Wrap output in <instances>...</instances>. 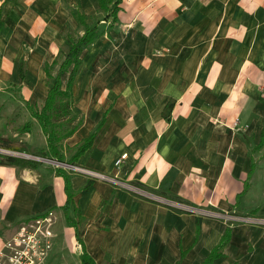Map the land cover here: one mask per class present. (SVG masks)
<instances>
[{
  "label": "crops",
  "instance_id": "1",
  "mask_svg": "<svg viewBox=\"0 0 264 264\" xmlns=\"http://www.w3.org/2000/svg\"><path fill=\"white\" fill-rule=\"evenodd\" d=\"M120 6L118 21L100 18L103 33L81 53L73 102L81 123L63 141V162L169 199L264 215V146L257 148L264 124V0H122ZM77 8L89 16L100 3L0 0V86L16 84L22 93L3 102L43 105L45 67L81 26ZM13 110L0 111L6 118L0 137L9 147L6 127L23 116L32 124L21 131L23 151L37 160L0 164V264L20 225L50 210L71 217L80 264L81 247L96 264H204L228 229L223 253L209 264H264L262 226L179 210L64 166L45 169L37 157L47 136L28 107ZM91 135L90 146L77 153ZM57 167L68 175V213Z\"/></svg>",
  "mask_w": 264,
  "mask_h": 264
},
{
  "label": "trees",
  "instance_id": "2",
  "mask_svg": "<svg viewBox=\"0 0 264 264\" xmlns=\"http://www.w3.org/2000/svg\"><path fill=\"white\" fill-rule=\"evenodd\" d=\"M121 2L122 0H99L100 8L105 12L104 17L112 16L115 22H117L119 19L118 12L121 9ZM74 15L79 24L84 27L83 33L76 39L74 36L70 38V47L67 52L62 53L63 58L61 60L56 58L51 65H46L45 72L47 82L50 83L51 80L52 82L48 86L47 96L43 105L41 107H35L30 103H26L30 113L37 119L43 132L47 136V147L43 151V156L55 158L62 162L65 161V155L62 151L63 141L72 135L81 123V119L73 109L75 80L81 66V53L103 33V30L99 29V25H90L87 21L88 16L78 8L74 12ZM55 65H57V71L53 73L52 67ZM20 77L21 79L25 77L23 66H21ZM64 77L66 78L65 81L63 79ZM24 128L22 131L26 130ZM92 140L93 135L85 139L83 143L78 146L77 153L90 146ZM262 146H264V124L257 148ZM0 164L28 165V161L21 157L0 154ZM32 165L35 167L36 163L32 162ZM56 172L65 176V187L68 198L64 205V209L66 213H68L71 199L68 175L62 167H57ZM67 217L68 219L71 218L69 216ZM71 222L75 224L74 220H71ZM229 239L230 229L225 232L220 242L213 248L204 264H209L214 258L220 256ZM80 258L82 264H96L94 259L83 247H81Z\"/></svg>",
  "mask_w": 264,
  "mask_h": 264
},
{
  "label": "built area",
  "instance_id": "3",
  "mask_svg": "<svg viewBox=\"0 0 264 264\" xmlns=\"http://www.w3.org/2000/svg\"><path fill=\"white\" fill-rule=\"evenodd\" d=\"M15 153H13V151H11L10 149L0 148V154L15 155ZM125 157H126V153L122 154L116 160L115 162L116 165L120 164V162L123 161ZM41 159L44 160L47 158H41ZM57 165L64 166L65 168L74 172L83 173L94 179L109 181L118 186L124 187L138 195H141L145 198L152 199L160 204L171 206L179 210H183L198 215L208 216V217L222 218L228 223H245L248 225H259L264 227V215H251V214L242 215L231 212L229 213V212L218 211L211 209L209 207L194 205L187 203L185 201L169 199L160 196L156 193H153L145 189L143 186L139 184L122 180L117 176H109L106 175L105 173L86 168L76 163L64 162V163H57ZM55 217H56L55 211L50 210L44 216L35 217L32 220L23 222L20 225L19 231L5 243L6 249L7 248L18 249L17 252L12 255H7L6 252L7 257L10 259V262L7 264H32L35 262V259L40 260L41 259L40 256L43 255L45 251L51 247L49 240V235H50L49 227L51 224L55 223V219H54Z\"/></svg>",
  "mask_w": 264,
  "mask_h": 264
},
{
  "label": "rangeland",
  "instance_id": "4",
  "mask_svg": "<svg viewBox=\"0 0 264 264\" xmlns=\"http://www.w3.org/2000/svg\"><path fill=\"white\" fill-rule=\"evenodd\" d=\"M104 15H105V12L103 10H101V8L98 10L97 13H90L88 16V18H89L88 20H89L90 25H94V24L99 25L98 20L100 18H102ZM115 26H117V25H115ZM109 27H110V25L104 24V29H108ZM82 31H84V27L78 26V28H76L74 30H70L69 34L71 35V37L74 36L76 39L77 36L81 35ZM69 47H70V41L66 40L65 44L63 45V48H61L62 49L61 52L57 56V58L59 60H61L63 58L62 53L68 51ZM52 71H53V73H56L57 65L52 67ZM45 79H46V85L49 86V84L52 82V80L50 81V83H48L47 78H45ZM63 79H64V81L66 80L65 77ZM47 90H48V88H47ZM21 96H22L21 88H19L16 84L9 85L8 87H5V84H3V86H0V111L1 110L3 111L5 109H7V111H12L14 109L13 111H15L17 109L20 110V109H24L25 107H27L26 103H24L23 100H22V104H21V102H18L19 104H17V103L13 104V103H8V102H3L1 100V97L19 98ZM34 106L40 107V106H42V103H35ZM17 121L18 122L11 119V124L8 127H6V129L8 130V133H9V135H8V139H9V145L8 146L9 147H6L4 145L5 144V141H4L5 138L0 137V148H6V149L12 148V150L11 149L10 150L13 151V153L16 152L15 155H17L19 157H23V158L28 159V160H31V158L36 159V157H34V156L32 157V156L28 155V154H31L29 151H23L26 149V146L21 141L22 139H24L22 137L23 135H21L22 129L25 127V128H29L31 130V128H32L31 122L25 120L23 116H20ZM15 122H16V124L14 125V129H13L12 123H15ZM5 123H6V118L5 117H3L2 119L0 118V134L4 132ZM7 123L9 124V122H7ZM36 127H34V128L37 129ZM15 130H20V134L18 136L14 135L13 131H15ZM11 139H13V140H11ZM41 145H43V140H38L36 143V146L39 147ZM14 150H17V151H14ZM26 150H28V149H26ZM24 155L27 157H25ZM42 157H44V156H39L37 158L41 159ZM47 158H49V157H47ZM39 161H40V164L42 165V167H44L45 169H52L53 166L54 167L57 166V163L49 161L47 159H44V160L41 159ZM70 216H73V212L70 213ZM54 219L56 222L51 224L49 227V229H50L49 240H50L51 247L48 248L45 251V253L40 256L41 257L40 260L35 259V262L32 264H80V259H79L80 246L77 244H74V241H75L74 236L77 235L74 227L70 225V223L68 222V219L65 216L63 211H61L60 217H58V215L56 213V217ZM44 228H45V226H44ZM19 229H20V227H19ZM19 229H18V231H19ZM17 250L18 249L7 248L6 252H7V255H12V254H15L17 252ZM7 255L5 256V258L1 262V264H7L10 262V259L7 257Z\"/></svg>",
  "mask_w": 264,
  "mask_h": 264
},
{
  "label": "water",
  "instance_id": "5",
  "mask_svg": "<svg viewBox=\"0 0 264 264\" xmlns=\"http://www.w3.org/2000/svg\"><path fill=\"white\" fill-rule=\"evenodd\" d=\"M23 156V155H22ZM25 156V155H24ZM47 158V157H46ZM48 160L52 161V162H57V163H64L62 161H59L57 159H53V158H47Z\"/></svg>",
  "mask_w": 264,
  "mask_h": 264
}]
</instances>
